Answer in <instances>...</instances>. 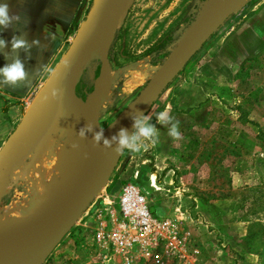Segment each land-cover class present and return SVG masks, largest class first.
Wrapping results in <instances>:
<instances>
[{"label": "rangeland", "instance_id": "obj_1", "mask_svg": "<svg viewBox=\"0 0 264 264\" xmlns=\"http://www.w3.org/2000/svg\"><path fill=\"white\" fill-rule=\"evenodd\" d=\"M206 1L133 0L110 45L113 82L97 113L103 128L140 93ZM91 3L87 0L73 9L72 21L63 28L64 42L58 45L47 76L66 51ZM246 24L250 26L241 36L251 54L233 53L231 58H223L225 62L220 61L215 68L217 73L209 76L204 67L220 56L221 48L234 35V41L239 40ZM167 38L170 41L166 42ZM238 44L234 43V52ZM100 68L94 57L75 82V93L81 100L94 90ZM200 90L201 95L196 96ZM188 92L197 98L179 110V102ZM35 94L25 102L9 101L20 109L9 121L1 115L7 102L0 95V147ZM165 110L178 120L180 114L188 116L179 120L181 139L168 136L167 127L157 121ZM145 115L159 129V143L139 153H122L106 183L42 264H103L102 251L91 240L97 222L91 209L117 202L126 183L137 185L148 195L154 216L177 222L191 233V243L199 251L198 264H264V0H246L231 14ZM58 122L50 116L43 118L13 151L8 168L15 166L16 170L0 196V226L33 209L39 196L45 197L46 189L60 190L64 180L57 177L56 162L68 157L73 143ZM47 161L52 170L46 173L55 178L44 175L43 179L40 174ZM59 182L60 187L55 185Z\"/></svg>", "mask_w": 264, "mask_h": 264}, {"label": "water", "instance_id": "obj_2", "mask_svg": "<svg viewBox=\"0 0 264 264\" xmlns=\"http://www.w3.org/2000/svg\"><path fill=\"white\" fill-rule=\"evenodd\" d=\"M228 1L207 0L201 5L192 22L172 44L168 57L140 93L112 123L103 128L99 123L97 105L113 82L110 45L133 0H92L66 51L0 147V196L5 191L3 183L9 169L8 152L18 148L43 118L50 116L59 119L58 126L63 128L67 136L75 127L82 128L89 123L94 126V131L103 128L105 138L118 135L122 128L131 134L133 128L129 115L135 114L137 108L145 114L217 28L246 3V0H234L231 5ZM220 8L226 10L222 18L217 20ZM94 57L100 63V78L83 101L76 95L74 85ZM66 62L70 64L68 69H65ZM54 88L62 92L61 99L51 98ZM45 96L49 98L47 102H43ZM92 137L93 133L87 134L85 160L71 177L66 178L61 191L47 190L46 196L38 198L34 208L23 217L0 226V264L9 259L15 260L13 264H42L106 183L122 153L115 154L112 150H104L102 146L94 147Z\"/></svg>", "mask_w": 264, "mask_h": 264}, {"label": "built area", "instance_id": "obj_3", "mask_svg": "<svg viewBox=\"0 0 264 264\" xmlns=\"http://www.w3.org/2000/svg\"><path fill=\"white\" fill-rule=\"evenodd\" d=\"M147 196L137 185L126 183L117 202L91 209L97 220L91 240L102 251V263L198 264L191 233L177 222L154 216Z\"/></svg>", "mask_w": 264, "mask_h": 264}, {"label": "crops", "instance_id": "obj_4", "mask_svg": "<svg viewBox=\"0 0 264 264\" xmlns=\"http://www.w3.org/2000/svg\"><path fill=\"white\" fill-rule=\"evenodd\" d=\"M86 1L87 0H7L11 11L22 15V21L18 24H14L11 28L4 30L3 32H0V39L6 41L5 48L0 49V67L10 63L17 55V52L11 47V39L13 35L19 36L24 34V38L27 39L30 44H32L33 41H39V43L32 44L30 59L28 58V54L23 50L18 51L19 58L24 61L26 69L33 71L30 77L31 83L29 86H21L15 89L0 86V95L7 102L6 110L1 114L6 121L15 118L20 110L18 106H14L13 104L10 105L12 100L25 102L32 94L37 93L40 89L54 60L58 45L64 42L65 33L63 32V28H65L67 23L72 21L74 15L73 9L79 8ZM4 2L5 0H0V3ZM27 19H29V23L25 27L24 21ZM249 26L250 25L246 24L242 28L241 32L243 33H239V40L234 41L235 38H237V35H234L232 39H229V41H227V43L221 48L222 53L220 56L215 59L213 63L207 64L204 67L203 70L205 72H210L209 76H213L214 73H217L215 68L219 67L220 61L223 63L227 58L229 59V57L231 58L234 54L239 55L242 52V56H249V54H251L247 49V46L243 44V37L241 36V34L246 32V28ZM234 43L235 45L239 43L235 48L237 49L235 52ZM5 54H7L8 59L5 58ZM223 58H225V60H223ZM42 65L45 66L41 68ZM201 91L202 90H200L196 96H200ZM196 98L197 97H195L193 93H185L179 102V110H185L189 104L194 103ZM178 118L179 120H183L188 118V116L180 114L178 115ZM57 151H59V149H57ZM20 156H22L21 153ZM34 159H37V157L35 156ZM49 163L50 162L48 161L47 164H43L39 170H45ZM13 169L16 170L15 166L12 169H8L10 171L7 172L5 177L6 181L3 183L4 190L7 189L11 176H13L11 173ZM25 212L22 215H24Z\"/></svg>", "mask_w": 264, "mask_h": 264}, {"label": "clouds", "instance_id": "obj_5", "mask_svg": "<svg viewBox=\"0 0 264 264\" xmlns=\"http://www.w3.org/2000/svg\"><path fill=\"white\" fill-rule=\"evenodd\" d=\"M21 21L22 15L13 13L7 0H5L4 3H0V32L11 28L14 24H18ZM24 23L26 27L29 23V19L25 20ZM38 43L39 41L32 42V44ZM32 44L24 38V34L19 36L13 35L11 39V47L17 52V55L10 63L0 67V86L13 89L21 86H29L31 83L30 77L33 71L26 69L24 61L19 58L18 51L23 50L28 54V58L30 59ZM5 46L6 41L0 39V49L5 48ZM5 58L8 59L7 54H5ZM44 66L45 65H42L41 68ZM69 67V62H66L65 69H68ZM51 98L53 100L61 99L62 92L59 89L54 88L51 91ZM48 99L49 98L45 96L43 102H47ZM129 118L132 122V128L134 129L131 134L128 133L127 129L122 128L119 130L118 135H114L111 138H105L103 128H100L99 131H94V126L89 123L85 127L80 128L77 135L83 140L87 139L88 133H93L92 140L94 147L102 146L104 150H112L115 154L123 153L124 151H128L129 153H139L141 150H147L149 147L155 146L159 143L161 133L155 124L150 123L151 118L149 115H145L137 108L135 114L129 115ZM157 121L161 125L167 127L168 136L174 140L181 139L182 133L180 130V121L170 115L167 110L158 114ZM72 147L75 149L78 148V145L73 144Z\"/></svg>", "mask_w": 264, "mask_h": 264}, {"label": "bare ground", "instance_id": "obj_6", "mask_svg": "<svg viewBox=\"0 0 264 264\" xmlns=\"http://www.w3.org/2000/svg\"><path fill=\"white\" fill-rule=\"evenodd\" d=\"M234 0H231V2H230V0L228 1L231 5H232V2H233ZM224 10H226V9H221L220 8V11H219V13H218V16H216V19L217 20H219L220 18H222V14H223V12H224ZM143 70V69H142ZM45 95H48V92H45ZM99 105H100V103H99ZM99 105H97V113H98V109H99ZM44 119H46V118H44ZM40 123H41V121H40ZM39 124V123H38ZM37 124V125H38ZM40 125V124H39ZM43 125V124H42ZM39 127V126H38ZM44 129V128H43ZM47 129V128H46ZM74 129H76L75 130V132H72L71 134H70V137H71V142L73 143V144H77L78 145V148H73V151L72 152H70V153H66L67 154V158L66 159H64V160H62V161H60V162H56V164L58 163V166H56V169H58L57 171H56V173H58V175H57V177L59 176V177H61L60 178V181H67L66 180V178L68 177V176H72L76 171H77V169L82 165V163L84 162V160H85V155H86V150H87V144H86V140L85 139H83V140H81L79 137H78V135H77V133H78V131H79V127H75ZM38 131V130H37ZM39 131H40V129H39ZM33 132V131H32ZM49 132V131H48ZM43 133H44V131H43ZM30 136V135H29ZM27 138V137H26ZM28 139V138H27ZM29 139H30V137H29ZM39 140V139H38ZM42 144V143H41ZM28 145V144H27ZM44 145V144H43ZM48 145V144H47ZM22 147V146H21ZM56 147V146H55ZM29 148V147H28ZM28 148H27V151H28ZM18 148H14V149H11L9 152H8V154H7V164H9V162H10V159H11V157H12V154H13V152H11V151H14V150H17ZM44 149V148H43ZM11 152V153H10ZM22 152V151H21ZM56 152H57V149H56ZM42 155H43V153H42ZM44 156H45V154H44ZM17 158V157H16ZM17 160V159H16ZM48 162V161H47ZM47 162H46V164H47ZM11 166V165H10ZM17 166V165H16ZM31 166L33 167V165L31 164ZM37 166V165H36ZM36 166H34L35 168H36ZM47 166V165H46ZM50 166V165H49ZM54 167V166H53ZM38 168V167H37ZM50 170V167H48L47 166V168L43 171V172H41L40 174L44 177V175H47V173L46 172H48L49 170ZM54 169V168H53ZM48 170V171H47ZM51 170H52V166H51ZM50 170V171H51ZM8 171H10V170H8ZM12 172V171H11ZM33 172V171H32ZM45 172V173H44ZM34 173H35V171H34ZM37 173V172H36ZM56 173H55V175H56ZM12 175V174H11ZM31 175V174H30ZM34 175H36V174H34ZM33 175V176H34ZM40 175V176H41ZM50 174H48L47 176H49ZM52 175V174H51ZM37 176V175H36ZM28 177H29V175H28ZM27 177V178H28ZM35 177V176H34ZM38 177H39V175H38ZM38 177H36V178H38ZM49 177H52V176H49ZM54 177V176H53ZM52 177V178H53ZM26 178V179H27ZM31 178V177H30ZM42 178V177H41ZM46 177H44L43 179H45ZM55 178V177H54ZM32 179H33V177H32ZM38 179H40V178H38ZM48 179V178H47ZM51 180V179H50ZM50 180H46L47 182H49ZM57 180V179H56ZM30 181H32V180H30ZM29 181V182H30ZM35 181V180H34ZM33 181V182H34ZM43 181V180H42ZM64 181H63V183H64ZM28 182V183H29ZM37 182V181H36ZM43 182H45V180L43 181ZM52 182H54V181H52ZM56 183V182H55ZM62 183V182H61ZM30 184V183H29ZM49 184H51V183H49ZM53 184V183H52ZM41 185V184H40ZM55 185H60V182H59V184L57 183V184H55ZM33 186V185H32ZM42 186H43V184H42ZM49 186V185H48ZM47 186V187H48ZM53 186V188L55 189V187H54V185H52ZM51 186V187H52ZM35 187V186H34ZM50 187V188H51ZM60 187V186H59ZM63 187V185L61 184V188ZM32 188V187H31ZM61 188H60V190H61ZM39 189V188H38ZM41 189V188H40ZM29 190H31V189H29ZM47 190H49V189H46V191ZM36 191V190H35ZM45 191V192H46ZM55 191H57V188H56V190ZM34 192V191H33ZM40 192H42L41 190H40ZM29 193V192H28ZM23 194V193H22ZM27 194V193H26ZM42 194V193H41ZM19 195V194H18ZM39 195V194H38ZM43 195V194H42ZM24 196V195H23ZM32 196H33V194H32ZM35 197H37L36 195H34ZM46 196V195H45ZM40 198H42L41 196H39ZM44 197V196H43ZM22 198V197H21ZM22 199H24V198H22ZM29 199V198H28ZM28 199H26L27 201H28ZM33 200V199H32ZM21 202V201H20ZM23 202V201H22ZM19 203V202H18ZM17 203V204H18ZM35 203H36V201H35ZM35 203H34V205H35ZM23 204H26V203H23ZM30 204V203H29ZM29 204H27V205H29ZM20 206H22V204L21 205H19V207ZM29 206H31V205H29ZM13 208H14V206H13ZM15 208H16V205H15ZM23 208V207H22ZM24 208H25V205H24ZM32 209V208H31ZM10 210V209H9ZM20 210H22V209H20ZM25 210V209H24ZM5 211V210H4ZM10 212H11V210H10ZM18 212V211H17ZM22 212H23V210H22ZM11 213H14V212H11ZM15 214V213H14ZM22 213H20V215H21ZM16 215V214H15ZM19 215V216H20ZM25 215V214H24ZM24 215H22L21 217H23ZM1 216H3V215H1ZM11 216V215H10ZM17 216V215H16ZM15 216V217H16ZM14 217V216H13ZM21 217H19L18 218V220L21 218ZM7 218V217H6ZM14 219H16V218H14ZM14 219H12V220H14ZM14 221H17V220H14ZM13 264V262L11 263H8V262H3L2 264Z\"/></svg>", "mask_w": 264, "mask_h": 264}, {"label": "trees", "instance_id": "obj_7", "mask_svg": "<svg viewBox=\"0 0 264 264\" xmlns=\"http://www.w3.org/2000/svg\"><path fill=\"white\" fill-rule=\"evenodd\" d=\"M168 41H170V38H167V39H166V42H168Z\"/></svg>", "mask_w": 264, "mask_h": 264}]
</instances>
